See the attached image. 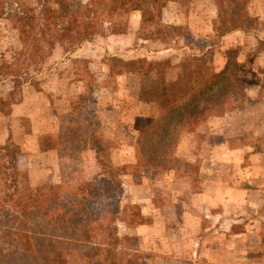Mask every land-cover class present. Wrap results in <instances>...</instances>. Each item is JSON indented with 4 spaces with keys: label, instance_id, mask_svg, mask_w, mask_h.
<instances>
[{
    "label": "rangeland",
    "instance_id": "obj_1",
    "mask_svg": "<svg viewBox=\"0 0 264 264\" xmlns=\"http://www.w3.org/2000/svg\"><path fill=\"white\" fill-rule=\"evenodd\" d=\"M39 2L27 0L31 7ZM25 3L0 0V94L5 97L15 88L13 65L23 49L16 15ZM249 12L258 19L255 31L223 35L215 27L213 0L172 1L162 21L179 30L151 36L141 31L142 15L135 11L127 18V32L105 30L71 53L57 44L19 70L26 83L14 98L7 97L6 122L16 131L14 137L11 128L10 137L23 151L21 164L33 185L60 183L61 157L91 181L94 152L84 141L95 134L112 142V163L132 173L122 175L117 187L106 176L100 182V209H114L123 220L117 222L121 244L111 264H143L133 260L137 257L148 264L150 256L151 264L156 256L160 264H191L201 255L203 264H264V0H251ZM229 52L245 78L241 93L207 100L195 130L182 132L166 169L136 168L151 163H144L137 143L157 111L146 82L110 77L111 59L194 55L203 59L192 68L210 74L225 68ZM166 76L170 89L186 87L181 70ZM29 131L35 135L26 137ZM42 131L60 135L55 156L39 155ZM130 205L141 209L138 227L126 223L132 219Z\"/></svg>",
    "mask_w": 264,
    "mask_h": 264
},
{
    "label": "trees",
    "instance_id": "obj_2",
    "mask_svg": "<svg viewBox=\"0 0 264 264\" xmlns=\"http://www.w3.org/2000/svg\"><path fill=\"white\" fill-rule=\"evenodd\" d=\"M172 1L188 0H40L36 7L29 6L26 0L24 12L16 15L23 49L13 69L20 75L27 60L43 59L57 44L71 53L105 30L123 34L128 30L127 18L135 11L141 12L142 32L151 36L170 34L179 27L163 23L162 11ZM213 1L218 32L227 35L256 30L258 19L249 12L251 0ZM228 54L225 68L210 74H204L202 67L192 68L203 59L194 55L160 60L111 59L110 77L130 75L146 82L144 86H151L146 89L151 90V105L157 111V118L141 130L137 143L144 163H151L136 168L166 169L182 132L195 130L198 118L207 110V100L241 93L245 78L231 59L232 53ZM173 70L183 72L187 81L184 89L168 87L166 75ZM17 74L13 75L15 88L8 98H14L26 83ZM7 97L0 99V112L9 116L6 105L11 103ZM10 136L0 146V264L114 263L121 244L117 222L123 220L114 209H100V182L106 176L117 187L122 175L132 173L126 170L127 166L112 163V142L96 134L85 139L88 150L94 152L96 172L91 181L61 157L62 181L35 186L21 164L23 151L12 143ZM39 141L46 151L60 149L62 144L59 134L42 136ZM127 212L132 213V219L126 222L128 226L143 224L140 207L127 206Z\"/></svg>",
    "mask_w": 264,
    "mask_h": 264
},
{
    "label": "crops",
    "instance_id": "obj_3",
    "mask_svg": "<svg viewBox=\"0 0 264 264\" xmlns=\"http://www.w3.org/2000/svg\"><path fill=\"white\" fill-rule=\"evenodd\" d=\"M11 88H10V91H8V93L7 94H9V93H11ZM0 99L1 98H5V96H6V93H1L0 94ZM20 104V103H19ZM15 106V105H14ZM8 110V108L6 109V111ZM12 110H14L15 111V108L13 107L12 108ZM14 111H13V113H14ZM7 113V112H6ZM12 116H13V114H12ZM20 116V115H19ZM9 116H7V115H5L4 114V112L2 113V112H0V144H5L6 142H7V140L9 139V135H10V129L12 128V133H13V136L15 137V133H16V131H14V127H11V126H8L7 125V122H6V120H7V118H8ZM14 117V116H13ZM20 119V118H19ZM18 131V130H17ZM22 132V131H21ZM23 133V132H22ZM22 133H20V134H22ZM49 133H48V131L46 132V131H42V133H41V135L42 136H45V135H48ZM33 135H35V131H29V132H27L26 134H25V136L26 137H30V136H33ZM53 135V134H52ZM12 136V137H13ZM37 150L39 151V155L41 156V158H46V157H51V156H55V154H56V152L58 153V151H60L61 150V147H60V149H53V150H43V149H41L40 148V146H39V148H37ZM134 229H136V228H134ZM153 256H155V255H153ZM161 256H156V260H155V262H154V264H160V260L161 259H158V258H160ZM134 261H136V260H138L137 262H139V263H143V264H146L144 261V258H139L138 259V257L137 258H134L133 259ZM147 263L148 264H151V256L149 257V259H148V261H147ZM191 264H203V260H202V255L201 256H199V259L198 258H196L195 260H193L192 261V263Z\"/></svg>",
    "mask_w": 264,
    "mask_h": 264
}]
</instances>
